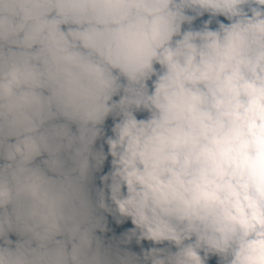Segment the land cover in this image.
I'll return each instance as SVG.
<instances>
[{
  "label": "clouds",
  "instance_id": "obj_1",
  "mask_svg": "<svg viewBox=\"0 0 264 264\" xmlns=\"http://www.w3.org/2000/svg\"><path fill=\"white\" fill-rule=\"evenodd\" d=\"M0 264H264V0H0Z\"/></svg>",
  "mask_w": 264,
  "mask_h": 264
}]
</instances>
